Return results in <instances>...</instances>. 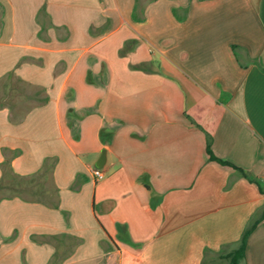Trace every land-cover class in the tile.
I'll return each instance as SVG.
<instances>
[{
  "label": "crops",
  "instance_id": "1",
  "mask_svg": "<svg viewBox=\"0 0 264 264\" xmlns=\"http://www.w3.org/2000/svg\"><path fill=\"white\" fill-rule=\"evenodd\" d=\"M263 209L264 0H0V264H229Z\"/></svg>",
  "mask_w": 264,
  "mask_h": 264
},
{
  "label": "trees",
  "instance_id": "2",
  "mask_svg": "<svg viewBox=\"0 0 264 264\" xmlns=\"http://www.w3.org/2000/svg\"><path fill=\"white\" fill-rule=\"evenodd\" d=\"M208 153L210 155V158L212 160H217L218 162L222 164H230L227 161H224L222 159L217 158L214 156V154L211 151V141L208 139V145H207ZM239 172H241L244 176L249 177V175L241 168L235 167ZM251 179V178H250ZM258 186L261 189L260 184L258 183ZM264 219V209L263 211L254 219V221L246 228L244 231L242 238L239 242V245L237 249L231 253L227 258L229 259V264H240L242 259L245 257V252H246V246H247V240L252 233V231L255 229V227L261 222V220Z\"/></svg>",
  "mask_w": 264,
  "mask_h": 264
},
{
  "label": "built area",
  "instance_id": "3",
  "mask_svg": "<svg viewBox=\"0 0 264 264\" xmlns=\"http://www.w3.org/2000/svg\"><path fill=\"white\" fill-rule=\"evenodd\" d=\"M92 172L97 180H101L105 177L104 171L101 168L96 167L92 170Z\"/></svg>",
  "mask_w": 264,
  "mask_h": 264
},
{
  "label": "water",
  "instance_id": "4",
  "mask_svg": "<svg viewBox=\"0 0 264 264\" xmlns=\"http://www.w3.org/2000/svg\"><path fill=\"white\" fill-rule=\"evenodd\" d=\"M103 162H104V154H103V156L100 158V161H99V163H98L97 165H98L99 167H102Z\"/></svg>",
  "mask_w": 264,
  "mask_h": 264
}]
</instances>
